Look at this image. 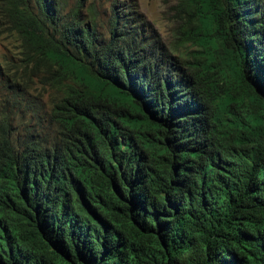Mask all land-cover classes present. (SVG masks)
Masks as SVG:
<instances>
[{
	"label": "trees",
	"instance_id": "trees-1",
	"mask_svg": "<svg viewBox=\"0 0 264 264\" xmlns=\"http://www.w3.org/2000/svg\"><path fill=\"white\" fill-rule=\"evenodd\" d=\"M87 2L0 0V264H264V0H179L190 59Z\"/></svg>",
	"mask_w": 264,
	"mask_h": 264
},
{
	"label": "rangeland",
	"instance_id": "rangeland-1",
	"mask_svg": "<svg viewBox=\"0 0 264 264\" xmlns=\"http://www.w3.org/2000/svg\"><path fill=\"white\" fill-rule=\"evenodd\" d=\"M91 1L98 6L99 17L104 25L100 32L106 37H108L107 19L112 5H115L117 11L130 9L131 13H127L126 17L132 18L131 24H142L143 34L155 46L166 52L171 49L172 54L190 59L199 49L188 34L183 36L179 34V29L183 26L182 21L188 19L184 12L176 9L179 0H88L86 4ZM70 3L72 5L74 0H70ZM187 28L189 29L190 26ZM18 51H20L19 45L12 38H0V53L9 57ZM26 91L29 101L45 104L48 92L37 82L28 83Z\"/></svg>",
	"mask_w": 264,
	"mask_h": 264
}]
</instances>
